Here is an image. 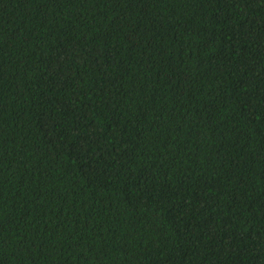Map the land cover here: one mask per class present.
<instances>
[{
	"label": "trees",
	"instance_id": "1",
	"mask_svg": "<svg viewBox=\"0 0 264 264\" xmlns=\"http://www.w3.org/2000/svg\"><path fill=\"white\" fill-rule=\"evenodd\" d=\"M0 264H264V0H0Z\"/></svg>",
	"mask_w": 264,
	"mask_h": 264
}]
</instances>
